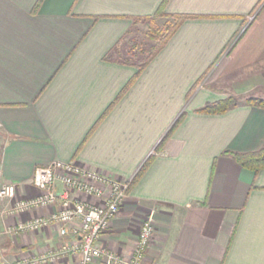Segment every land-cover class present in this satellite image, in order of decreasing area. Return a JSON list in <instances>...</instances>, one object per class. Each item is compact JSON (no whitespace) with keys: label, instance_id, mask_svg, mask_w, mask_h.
<instances>
[{"label":"crops","instance_id":"1","mask_svg":"<svg viewBox=\"0 0 264 264\" xmlns=\"http://www.w3.org/2000/svg\"><path fill=\"white\" fill-rule=\"evenodd\" d=\"M158 10L165 17L156 25L192 18L139 71L150 50L134 40L149 41L151 26L140 20ZM227 97L241 105L196 112ZM247 98L264 99V0H0L2 181L16 199L30 197L34 170L55 160L129 181L98 242L114 256L128 260L150 220L142 264H264V169L231 155L264 145V109L242 104ZM11 203L0 205L2 264L71 242L54 226L4 235L52 211L12 215Z\"/></svg>","mask_w":264,"mask_h":264},{"label":"built area","instance_id":"2","mask_svg":"<svg viewBox=\"0 0 264 264\" xmlns=\"http://www.w3.org/2000/svg\"><path fill=\"white\" fill-rule=\"evenodd\" d=\"M34 194L16 199L14 185L2 181L0 170V205L12 201L8 213L21 215L32 210L51 209L46 216L17 222L3 230L7 236L32 234L57 227L61 237L71 242L59 253L19 261L17 264L56 262L66 255L78 257V264H142L153 236L150 220L142 222L132 256L125 260L98 245L127 197L129 181L92 171L74 162L55 160L33 172ZM96 203H94L93 201Z\"/></svg>","mask_w":264,"mask_h":264},{"label":"trees","instance_id":"3","mask_svg":"<svg viewBox=\"0 0 264 264\" xmlns=\"http://www.w3.org/2000/svg\"><path fill=\"white\" fill-rule=\"evenodd\" d=\"M165 17V15L161 11H157L155 16L153 18H143L140 21L150 23L151 26L148 28L147 36L148 39L155 43L150 48L149 56L146 58V60L138 67L139 71L144 69L151 59L166 45V43L169 41V39L173 36V34L178 30V28L182 25L184 21L187 19H191L192 17L188 16H168L172 22H167L163 25V28L157 27L156 21L158 18ZM139 19H136L134 21H138ZM193 90V89H192ZM191 90V91H192ZM191 94V92H190ZM188 94L187 97L190 96ZM242 104L246 106L256 107L260 109H264V99H258V98H247L245 99ZM241 105L239 101L234 99L233 97H227L225 99H221L212 103H206L202 108L197 110L196 112L198 114H211V115H220L224 114L230 109H233L237 106ZM185 114H181L179 118L176 120V122L173 124L172 128L169 130V132L166 134V136L163 138L161 145L164 144V142L168 139L170 134L176 129V127L181 123L182 119L184 118ZM234 160L244 168H248L253 170L254 172H258L260 170L264 169V145L263 147L258 150L257 152L250 153V154H231ZM149 159L146 161V163L142 166L139 173L136 175L134 180L130 183V187L135 184V182L140 178L141 174L145 171L149 164Z\"/></svg>","mask_w":264,"mask_h":264},{"label":"rangeland","instance_id":"4","mask_svg":"<svg viewBox=\"0 0 264 264\" xmlns=\"http://www.w3.org/2000/svg\"><path fill=\"white\" fill-rule=\"evenodd\" d=\"M159 23H158V25H157V27H161V28H163V25H164V21H158ZM134 42H135V44L137 45V46H139L140 48L142 47V46H144V48H145V50H147L148 51V49L150 50V48L153 46V45H155V43L154 42H152V41H148L147 39H145L144 38V36H143V34H141V35H139V36H137L136 38H135V40H134ZM234 99H236V98H234ZM237 101H238V99H236ZM244 101V100H243Z\"/></svg>","mask_w":264,"mask_h":264},{"label":"water","instance_id":"5","mask_svg":"<svg viewBox=\"0 0 264 264\" xmlns=\"http://www.w3.org/2000/svg\"><path fill=\"white\" fill-rule=\"evenodd\" d=\"M0 264H2L1 261H0Z\"/></svg>","mask_w":264,"mask_h":264}]
</instances>
